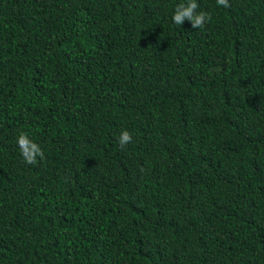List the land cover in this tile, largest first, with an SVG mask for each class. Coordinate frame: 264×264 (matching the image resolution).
Listing matches in <instances>:
<instances>
[{
  "label": "trees",
  "instance_id": "trees-1",
  "mask_svg": "<svg viewBox=\"0 0 264 264\" xmlns=\"http://www.w3.org/2000/svg\"><path fill=\"white\" fill-rule=\"evenodd\" d=\"M182 2L0 0V264H264V0Z\"/></svg>",
  "mask_w": 264,
  "mask_h": 264
},
{
  "label": "clouds",
  "instance_id": "clouds-1",
  "mask_svg": "<svg viewBox=\"0 0 264 264\" xmlns=\"http://www.w3.org/2000/svg\"><path fill=\"white\" fill-rule=\"evenodd\" d=\"M218 6L224 8L231 7L229 0H216ZM199 5L197 0H185L177 4L171 19L176 26H181L185 21H189L194 29H202L211 20L209 13L197 11ZM132 142V135L127 130H122L118 137V144L121 148ZM16 144L25 164L36 165L37 158L44 159L40 145L34 142L26 132H20L16 138Z\"/></svg>",
  "mask_w": 264,
  "mask_h": 264
}]
</instances>
